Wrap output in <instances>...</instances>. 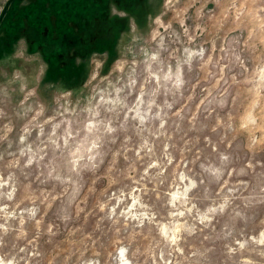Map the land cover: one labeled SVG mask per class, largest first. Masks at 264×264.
I'll list each match as a JSON object with an SVG mask.
<instances>
[{"label": "clouds", "instance_id": "obj_1", "mask_svg": "<svg viewBox=\"0 0 264 264\" xmlns=\"http://www.w3.org/2000/svg\"><path fill=\"white\" fill-rule=\"evenodd\" d=\"M109 13L74 74L0 57V264H264V0Z\"/></svg>", "mask_w": 264, "mask_h": 264}, {"label": "rangeland", "instance_id": "obj_2", "mask_svg": "<svg viewBox=\"0 0 264 264\" xmlns=\"http://www.w3.org/2000/svg\"><path fill=\"white\" fill-rule=\"evenodd\" d=\"M113 0H0V57L10 54L23 32L30 42L29 51H42L57 74H73L74 56H87L92 50L114 45L115 38L122 30L111 17L109 5ZM142 0H115L123 7L139 4ZM162 3V0H160ZM23 5V6H21ZM130 15H137L142 23L143 11L128 8ZM126 29V24H125ZM58 62L63 68L58 67ZM71 75V74H70Z\"/></svg>", "mask_w": 264, "mask_h": 264}]
</instances>
